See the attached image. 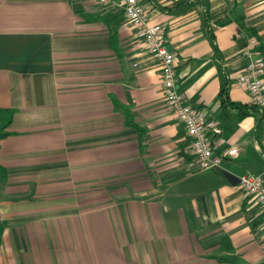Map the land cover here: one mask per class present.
<instances>
[{
    "label": "crops",
    "instance_id": "1",
    "mask_svg": "<svg viewBox=\"0 0 264 264\" xmlns=\"http://www.w3.org/2000/svg\"><path fill=\"white\" fill-rule=\"evenodd\" d=\"M178 1L142 0L179 91L222 130L216 154L240 152L216 171L200 169L122 10L0 0V109L14 112L0 140V264H264L260 207L239 186L264 177V113L237 84L251 40L264 54V0L161 10Z\"/></svg>",
    "mask_w": 264,
    "mask_h": 264
},
{
    "label": "built area",
    "instance_id": "2",
    "mask_svg": "<svg viewBox=\"0 0 264 264\" xmlns=\"http://www.w3.org/2000/svg\"><path fill=\"white\" fill-rule=\"evenodd\" d=\"M103 7L116 6L125 14L135 30V37L142 48L156 61L162 75V88L171 111L185 126L191 139L193 154L202 171H216L225 159H236L240 152L236 147L223 156L215 152L213 138L222 134L217 122L205 112L194 109L179 91L177 63L168 47V40L162 26L153 24L142 0H97ZM248 60L244 72L237 78V84L251 94L254 104L264 113V54L256 40H251L245 51ZM239 186L252 196L260 207L264 224V177L246 174L239 179ZM264 249V237L261 241Z\"/></svg>",
    "mask_w": 264,
    "mask_h": 264
},
{
    "label": "trees",
    "instance_id": "3",
    "mask_svg": "<svg viewBox=\"0 0 264 264\" xmlns=\"http://www.w3.org/2000/svg\"><path fill=\"white\" fill-rule=\"evenodd\" d=\"M195 7V4L190 0H181L176 2L172 7L161 8V10L165 13H168L173 16H183L188 13L191 9ZM212 46L216 54L220 55V50L218 46L214 43V36H211ZM229 82H226L225 86L223 87L220 97L223 104H230L235 105L233 102L230 101L229 98ZM240 109L245 107L238 105ZM244 115H248L247 112ZM14 118V112L11 110H4L0 109V140H3L7 137L8 132L7 129L12 125ZM7 177L6 171L0 166V180H5ZM5 226L1 221L0 217V248L2 244V237L4 232Z\"/></svg>",
    "mask_w": 264,
    "mask_h": 264
},
{
    "label": "rangeland",
    "instance_id": "4",
    "mask_svg": "<svg viewBox=\"0 0 264 264\" xmlns=\"http://www.w3.org/2000/svg\"><path fill=\"white\" fill-rule=\"evenodd\" d=\"M234 163H238V161H234Z\"/></svg>",
    "mask_w": 264,
    "mask_h": 264
}]
</instances>
